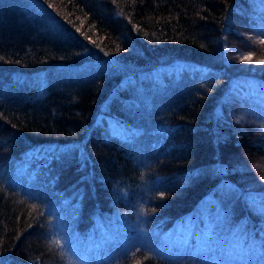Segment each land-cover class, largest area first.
<instances>
[{"label":"trees","instance_id":"trees-1","mask_svg":"<svg viewBox=\"0 0 264 264\" xmlns=\"http://www.w3.org/2000/svg\"><path fill=\"white\" fill-rule=\"evenodd\" d=\"M262 40L264 0H0V264H68L51 243L54 201L87 233L112 223L123 189L135 201L142 174L176 180L152 193L150 226H177L211 197L232 200L236 219L256 212ZM31 155L39 168L23 167ZM91 264L195 263L126 240Z\"/></svg>","mask_w":264,"mask_h":264},{"label":"rangeland","instance_id":"rangeland-1","mask_svg":"<svg viewBox=\"0 0 264 264\" xmlns=\"http://www.w3.org/2000/svg\"><path fill=\"white\" fill-rule=\"evenodd\" d=\"M50 19L49 16L44 15V18L39 17L38 21L49 28V26H53V20ZM24 29L28 34L37 30L38 25L30 22ZM114 94L117 93L112 95ZM105 108H110L109 102L105 103ZM107 124L111 131L119 135L132 134L128 127L135 126L134 123L116 126L117 124L112 120H109ZM117 127L124 128L118 131ZM79 150L77 149V151ZM262 163L264 160L259 161L258 165L255 163V165L263 167ZM31 165L35 167L40 165V161L34 155L29 156L23 163L25 168ZM140 178V184L137 183L133 190V195L135 193L137 195L135 201L129 200L131 191L128 188L123 189L120 193L123 196V202L121 205L115 206L112 216L109 217L112 223L106 226L97 218L87 233H81L78 229L72 230L75 226L70 222V217L65 225L66 212L62 204L54 201L52 210L55 213L61 211L59 217L56 213L54 237L62 239L63 248L75 262L79 260L80 254L78 250L75 251L74 243L83 245L81 251L84 253V259L79 260H83L81 264L85 261L87 264H91L98 262L102 253L106 254L114 247H124L126 240L129 243L138 240L154 247L156 252L164 258L185 263L264 264V209L258 200L252 201V207H255L256 212L247 215L246 218L236 219L231 205L232 200L211 197L183 222L162 230L158 226H150L147 205L152 201L151 195L157 187L172 186L176 180L170 181L161 175L149 178L146 174H142ZM178 180L180 182L188 181L187 179ZM221 192L228 191L221 190ZM70 194L77 195L76 201H78L79 195L81 196L76 190ZM227 197L225 195V198ZM63 200V203H66L69 197L63 198ZM246 222H250V226ZM58 225L65 226L61 229ZM152 232L154 233L152 234Z\"/></svg>","mask_w":264,"mask_h":264},{"label":"snow or ice","instance_id":"snow-or-ice-1","mask_svg":"<svg viewBox=\"0 0 264 264\" xmlns=\"http://www.w3.org/2000/svg\"><path fill=\"white\" fill-rule=\"evenodd\" d=\"M260 42H261V43H264V40H262V41H260ZM244 59H245V60H251V59H252V56H251V55L245 56ZM257 63L264 64V60H258ZM239 119H240V120H243V117H240ZM141 178H143V177H141ZM33 207H34V206H33ZM261 207H262V209H264V204H262ZM51 243H52L53 245L57 246V247H63V241H62V239H59V238H57V239H53V240L51 241Z\"/></svg>","mask_w":264,"mask_h":264},{"label":"clouds","instance_id":"clouds-1","mask_svg":"<svg viewBox=\"0 0 264 264\" xmlns=\"http://www.w3.org/2000/svg\"><path fill=\"white\" fill-rule=\"evenodd\" d=\"M68 264H76V262L71 257H68Z\"/></svg>","mask_w":264,"mask_h":264},{"label":"bare ground","instance_id":"bare-ground-1","mask_svg":"<svg viewBox=\"0 0 264 264\" xmlns=\"http://www.w3.org/2000/svg\"><path fill=\"white\" fill-rule=\"evenodd\" d=\"M37 168H39V166H36Z\"/></svg>","mask_w":264,"mask_h":264}]
</instances>
